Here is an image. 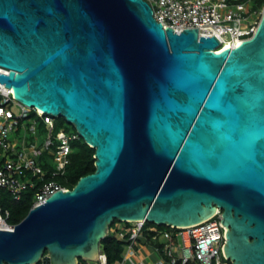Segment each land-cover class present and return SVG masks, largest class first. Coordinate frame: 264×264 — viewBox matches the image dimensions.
Returning <instances> with one entry per match:
<instances>
[{
  "label": "water",
  "instance_id": "95a60500",
  "mask_svg": "<svg viewBox=\"0 0 264 264\" xmlns=\"http://www.w3.org/2000/svg\"><path fill=\"white\" fill-rule=\"evenodd\" d=\"M219 45L147 0H0V84L95 150L94 172L0 229V264L95 260L113 220L218 210L229 264H264V5L251 37Z\"/></svg>",
  "mask_w": 264,
  "mask_h": 264
},
{
  "label": "built area",
  "instance_id": "2783aa9c",
  "mask_svg": "<svg viewBox=\"0 0 264 264\" xmlns=\"http://www.w3.org/2000/svg\"><path fill=\"white\" fill-rule=\"evenodd\" d=\"M153 9L154 18L171 27L177 33L183 29L198 28L200 36H215L219 50L231 43L242 42L255 32L261 17L263 6L254 4V0H147ZM0 72L7 73L1 69ZM15 105L18 112L13 113ZM35 113V120L29 116ZM54 118L42 111L22 105L13 97L12 90L0 84V190L9 193L14 200H20L28 189L35 191L32 207L43 203L57 190H66L57 181H44L47 174L51 178L64 175L70 142L78 135L68 136L64 131L54 133ZM40 120L47 126V135L43 143L37 146L34 141L24 138H12L19 128L35 134V123ZM58 141V142H57ZM43 150L56 159V166L46 172L36 160ZM10 213L0 207V229L10 230L14 225L8 223ZM221 211L215 215L186 227L168 226L163 232V257L159 264H229L222 247L225 243V228L221 224ZM127 250H132L142 235L144 221L129 222ZM125 232L117 237L124 239ZM99 259V261H98ZM98 259L81 258L78 264H108L106 254ZM41 264V262L35 263Z\"/></svg>",
  "mask_w": 264,
  "mask_h": 264
},
{
  "label": "trees",
  "instance_id": "16d2710c",
  "mask_svg": "<svg viewBox=\"0 0 264 264\" xmlns=\"http://www.w3.org/2000/svg\"><path fill=\"white\" fill-rule=\"evenodd\" d=\"M257 1L258 2L256 4L258 6L264 5V0ZM32 114L35 115L34 112ZM63 123H66L69 126L71 125V135H78L75 127L72 124L68 123L63 117L54 118V130L56 125ZM57 132L54 131V133ZM70 146L71 152L68 156V163L65 166L64 175L51 178L50 175L47 174L44 181L53 179L57 181V183L63 188L72 189L81 177L95 171V150L87 145L83 138L79 135L75 139L71 140ZM51 170H49V172ZM45 171L48 172V170ZM34 193L35 191L33 189H28L23 193L20 200H14L7 191L3 189L0 190V207L3 210L9 211V224L16 225L27 215L35 202ZM129 228V222H120L118 220H113V222L109 225V233L101 241V243L104 245L108 264H113L122 260L123 254L128 245L127 238L129 236ZM167 229H169V227L165 225H156L154 223L145 222L142 229V235L140 236L138 241L144 238L147 244L155 247L165 258L163 253V247L165 244L163 232ZM120 231L126 233L124 239H119L117 237V233Z\"/></svg>",
  "mask_w": 264,
  "mask_h": 264
},
{
  "label": "rangeland",
  "instance_id": "374dc122",
  "mask_svg": "<svg viewBox=\"0 0 264 264\" xmlns=\"http://www.w3.org/2000/svg\"><path fill=\"white\" fill-rule=\"evenodd\" d=\"M257 2H258L257 0L253 1L254 4H256ZM11 109L15 114L18 112V109L15 105H12ZM29 118L31 121H33L35 120L36 117L35 115L30 114ZM54 131L55 132L64 131L68 136H70L72 134V127L71 125L69 126L68 124L63 123L56 125ZM46 135H47V126L44 123H42L40 120H37V122L35 123V134H32V132L27 129L23 130L22 128H19L17 132L12 133L11 137L18 138L19 141L22 140V138H24L28 142L34 141V143H36L37 146H40L43 143L44 139L46 138ZM36 160L38 164L42 166V168H45L44 170L49 171L51 169H54L56 166V159L46 154L44 150L41 155H38L36 157Z\"/></svg>",
  "mask_w": 264,
  "mask_h": 264
},
{
  "label": "crops",
  "instance_id": "0c3cea01",
  "mask_svg": "<svg viewBox=\"0 0 264 264\" xmlns=\"http://www.w3.org/2000/svg\"><path fill=\"white\" fill-rule=\"evenodd\" d=\"M140 240L132 250L126 248L122 260L113 264H159L163 258L161 253L155 247L147 244L144 238Z\"/></svg>",
  "mask_w": 264,
  "mask_h": 264
},
{
  "label": "bare ground",
  "instance_id": "6f19581e",
  "mask_svg": "<svg viewBox=\"0 0 264 264\" xmlns=\"http://www.w3.org/2000/svg\"><path fill=\"white\" fill-rule=\"evenodd\" d=\"M235 45H239V41L235 42ZM229 47H232L231 43L226 44L223 49L229 48Z\"/></svg>",
  "mask_w": 264,
  "mask_h": 264
}]
</instances>
